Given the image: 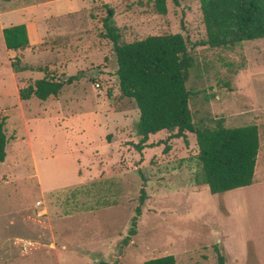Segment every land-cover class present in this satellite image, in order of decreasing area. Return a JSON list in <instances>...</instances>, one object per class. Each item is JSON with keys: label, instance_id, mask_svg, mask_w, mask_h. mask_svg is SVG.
<instances>
[{"label": "rangeland", "instance_id": "obj_1", "mask_svg": "<svg viewBox=\"0 0 264 264\" xmlns=\"http://www.w3.org/2000/svg\"><path fill=\"white\" fill-rule=\"evenodd\" d=\"M104 3L122 42L163 33L185 40L194 127L217 120L225 127L256 125L252 186L210 193L200 182L191 132H184V142L162 129L148 135L152 146L133 148L138 111L118 90L101 25ZM165 6L160 14L152 0H96L92 23L78 21L64 36L49 37L47 30L21 50L4 46L0 23V116L7 138L0 161V264H142L166 254L176 264H217V253L224 264H264V37L200 45L198 1L165 0ZM5 8L0 0V12ZM62 38L68 47L58 62L45 49ZM93 68L97 75L90 77ZM69 76L75 78L55 96L18 97L35 79ZM136 206L135 233L122 244Z\"/></svg>", "mask_w": 264, "mask_h": 264}, {"label": "trees", "instance_id": "obj_2", "mask_svg": "<svg viewBox=\"0 0 264 264\" xmlns=\"http://www.w3.org/2000/svg\"><path fill=\"white\" fill-rule=\"evenodd\" d=\"M152 1L154 10L164 14L165 0ZM197 1L204 27V38L198 44L228 46L264 37V0ZM173 2L176 3V0ZM103 6L105 15L101 25L104 36L111 43L118 90L122 96L133 100L138 111L135 122V134L138 137L132 143L133 148L140 152L142 148L152 146L151 142H147L148 135L162 129L168 131L171 137H181L184 142V132H191L197 147L200 182L206 184L210 193L251 184L259 146L257 127L255 124L225 127L219 120L213 127H194L187 104L189 92L184 84L192 58L182 36L179 33H163L122 42L113 22L112 8L105 3ZM1 33L7 49L21 50L27 44L23 24L3 27ZM17 62L18 57L11 62L15 69L19 68ZM74 76L65 80L54 77L35 79L32 86L19 89L18 97L25 100L33 95L44 100L48 96H55L63 82H70ZM3 124L4 119L0 116V161L5 157L7 141ZM138 201L142 204V193ZM139 214L140 207L136 206L122 244H126L135 233ZM216 263L224 264L220 253L216 254ZM97 264L108 263L99 260ZM142 264L176 262L173 255L166 254L145 259Z\"/></svg>", "mask_w": 264, "mask_h": 264}, {"label": "crops", "instance_id": "obj_3", "mask_svg": "<svg viewBox=\"0 0 264 264\" xmlns=\"http://www.w3.org/2000/svg\"><path fill=\"white\" fill-rule=\"evenodd\" d=\"M4 4L6 8L0 12L2 28L22 23L25 27L26 45L30 49L41 41V36L47 30L49 37L58 34L64 36L78 21L86 25L92 23L95 16H92L91 10L96 0H4ZM65 43L66 39H56L54 43L49 44V49L45 50L58 56L60 62L65 60L63 53L68 47ZM39 184L41 185V182ZM247 186H252V183ZM42 189L44 188L41 185Z\"/></svg>", "mask_w": 264, "mask_h": 264}, {"label": "water", "instance_id": "obj_4", "mask_svg": "<svg viewBox=\"0 0 264 264\" xmlns=\"http://www.w3.org/2000/svg\"><path fill=\"white\" fill-rule=\"evenodd\" d=\"M90 77L92 75L96 76L97 75V69L96 68H93L91 69L88 73H87ZM93 77V76H92Z\"/></svg>", "mask_w": 264, "mask_h": 264}, {"label": "built area", "instance_id": "obj_5", "mask_svg": "<svg viewBox=\"0 0 264 264\" xmlns=\"http://www.w3.org/2000/svg\"><path fill=\"white\" fill-rule=\"evenodd\" d=\"M94 87H98V83L94 82L93 83Z\"/></svg>", "mask_w": 264, "mask_h": 264}]
</instances>
